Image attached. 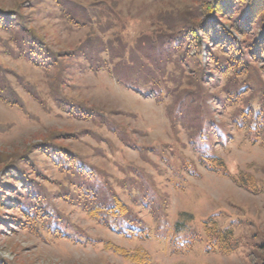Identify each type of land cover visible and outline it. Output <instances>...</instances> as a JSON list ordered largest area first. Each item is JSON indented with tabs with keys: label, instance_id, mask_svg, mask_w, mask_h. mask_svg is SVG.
Segmentation results:
<instances>
[{
	"label": "rangeland",
	"instance_id": "1",
	"mask_svg": "<svg viewBox=\"0 0 264 264\" xmlns=\"http://www.w3.org/2000/svg\"><path fill=\"white\" fill-rule=\"evenodd\" d=\"M206 2L0 0V14L21 9L27 18V28L35 30L54 52L71 56L60 60L66 68L61 84L65 102L100 110L105 116L103 123H107L106 126L98 120L72 117L60 108L50 97V87L58 70L51 69L48 75L44 69L10 56L6 50L17 54L16 46L8 45L14 35L0 29V63L14 73L8 80L28 108L21 112L0 102V183L11 180L6 173L9 165H23L31 188L41 191L48 199L49 213H59L69 220L72 223L69 231L80 238L78 242L61 238L43 229L42 225L37 226L42 228L38 233L23 229L20 226L23 219L17 208H13L15 203L10 200V189H7L0 193L1 258L11 264H136L106 249L102 242L109 241L129 253L146 252L151 264H261L264 259V148L252 145L245 134L238 131L235 120L244 106H228L225 100L228 81L219 83V76L207 67L210 45L203 42L196 47L193 38L188 37V46L197 48L195 52L201 53V67L207 76H212L208 88L216 96L207 101L211 113L199 118L198 109L192 105L190 113L179 122L173 115L175 96L166 98V102L159 105L151 96L144 97L128 90L114 79L113 70L120 61H111L107 48L96 54L108 69L99 73L90 71L84 58L72 57L87 39L101 42L106 47L112 42L116 50H121L115 43L117 38L130 44L138 38L168 34L167 28H161L165 22L169 25L172 20L177 25L198 23L199 7ZM74 7L84 9L85 13L71 22L65 14L68 8ZM217 21L220 20L217 18ZM222 22L225 25L226 21ZM226 27L238 39L241 37ZM189 32L183 31L180 36ZM249 32L248 39L256 37L264 41V27L260 24ZM4 46L9 48L2 49ZM255 65L260 69L264 63L259 61ZM186 69L191 75L196 70L193 64ZM167 70L172 72L175 66L171 64ZM15 77L27 86L26 89L17 84ZM259 78L264 85L263 73ZM215 80L218 83L215 84ZM30 86L45 100L40 103L42 105L28 95ZM252 86L257 91H264L259 85ZM263 91L256 94L253 90L247 96V106L252 110L253 107L264 108V104L258 103V97L264 101ZM221 101L226 102V108ZM222 132L230 139L228 145L220 139ZM202 133L209 138L206 144L199 142ZM71 135H77L79 139ZM48 140H56L59 145L82 156L101 173L103 182L110 183L113 192L110 196H118L128 211L118 225L126 227V221L135 226L142 223V228L138 229L149 230L151 238L127 239L91 218L83 208L60 199V187L67 177L37 148ZM202 153L220 157L236 177L247 182L254 191L206 170L199 162ZM186 166L200 177L190 176ZM37 170L48 180L37 175ZM128 178L137 183V190L125 183ZM7 188L11 187L8 185ZM22 198V195L13 197L14 202ZM211 219L218 229L233 230L234 240L239 243L235 253L207 254L206 243L201 242L190 254H170L173 239H205L207 230L212 232L211 224L206 228ZM85 238L96 243L83 241Z\"/></svg>",
	"mask_w": 264,
	"mask_h": 264
},
{
	"label": "trees",
	"instance_id": "2",
	"mask_svg": "<svg viewBox=\"0 0 264 264\" xmlns=\"http://www.w3.org/2000/svg\"><path fill=\"white\" fill-rule=\"evenodd\" d=\"M59 6H63V4H59ZM84 13V9L74 7L68 8V12L65 15L71 22H74L77 16L84 15ZM198 14L200 19L195 24L182 23L177 25L173 20L171 25L174 26L166 22L162 23L161 28L168 29V34L165 35L138 38L130 44L124 43L117 38L115 43L119 45L121 50H116L112 42L109 43V47H106L101 42L87 39L79 46L77 54L72 57L84 58L89 64V70L99 73L108 69L104 64L100 63L99 55L96 56V54L101 53L102 48H107L108 52L110 50L111 53V61L116 59L120 61L113 70L114 79L128 90L144 97L151 96L159 105L164 104L166 98L175 96L173 115L176 118V122H179L190 113L192 105L198 109L199 118L200 116L204 118L202 114L211 113L207 101L213 100L216 96V93H211L208 88L212 81V76H207L204 68L201 67V53L195 52L196 47L201 46L203 42L207 43L210 45L207 67L219 76V83L221 80L228 81L225 86L228 93V97L225 100L228 106H244L241 114L235 120L238 131L243 132L245 138L252 145H259L264 148V108L259 106L260 109L253 107L252 110L250 106H247V96L253 90L256 94H260L263 91L260 89L257 91L252 85H259L264 88L263 81L259 78L261 73L264 75V66L257 69L255 65L259 61L264 63V41L258 40L256 37L248 39V36H250L249 31L256 24L264 27V0H207L204 5L199 7ZM217 18L220 21H217ZM223 20L226 21L224 24L230 27V30L241 36L239 39L233 32L226 30L227 27L222 24ZM27 24V18L22 15L21 9L8 14H0V29L10 32L11 36L14 35V38L9 40L8 45H15L17 54L6 50L9 46H4L5 48L3 47L2 49H5L6 53L12 57L26 60L32 65L44 69L48 75L51 69H57L58 72L52 81L53 85L50 87L51 99H54V102L60 108L67 110L72 117L85 120L94 119L103 123L105 116L100 110H89V108L77 106V104L76 106H71L67 101L65 102L62 98L61 84L64 82L63 73L65 72L63 70L66 68H64L63 62H60V60L71 56L54 52L35 30L27 28ZM76 24L79 25L77 22ZM193 29H196L197 32H192ZM183 31L191 32L184 34L182 37L180 34ZM189 36L195 41L193 42L196 47L188 46L190 44ZM171 64L175 66V70L168 72L167 67ZM191 64L196 68L194 75H191L186 69ZM11 75H14V73L0 63V102L8 108L24 112L28 108L19 93L18 97L11 81L8 80V76L10 77ZM15 78L17 84L26 89L27 86L25 87L18 77ZM251 81H254L256 85L254 83L251 85ZM214 83L216 84L218 81L215 80ZM29 88L30 91L27 93L30 97H33L32 99L35 102L40 104L45 101L42 100L39 93L37 94L33 90L34 87L30 86ZM258 99L259 104H264V101L261 102L259 97ZM226 102L225 104L223 101L220 103L226 108ZM197 120H199L198 117ZM106 124L104 122L101 125ZM200 132L198 133L201 134ZM92 134L98 137L96 133L92 132ZM71 136L79 139L77 135H75L76 137L74 135ZM220 139L223 144H229L230 139L226 132H222ZM56 140L45 141L44 144L41 143L37 148L62 175L67 177L66 183L68 185H63L66 183L61 185L59 198L76 207L83 208L91 218L101 222L104 226L127 239H150L151 232L149 230L145 228L143 230L138 229L142 228V223L140 226H135L131 221H126V227H123V224H117L118 221L120 222L124 218V214H128L127 206L118 196H110L113 193L109 186L110 183L103 182L101 173L96 168L85 162L86 160L82 156L59 145ZM199 142L206 144L209 142V138L202 133ZM205 148H207L206 145ZM202 154L199 162L206 170L229 178L244 189L254 191L247 182L238 179L220 157H210V155ZM27 159L30 158L28 157ZM24 160L26 158H23ZM6 169V173H8L11 180H9L10 182L1 181L0 193L10 189V200L15 203L13 208H17L20 213L19 217L23 219L22 223H20L23 229L38 233L42 228H37V226L42 225L44 226L43 229H47L49 233H53L56 236L74 242L80 241V238L69 231L72 225L69 220L59 213H49L48 199L43 193H40L41 191L31 188V185H29L31 183L30 180L25 178L27 174L23 165L16 163L9 165ZM185 169H187V173L190 176L194 178L200 177L188 166ZM36 173L41 175L43 179L48 180L42 174V171L37 170ZM125 181V183H130L135 189L138 186L131 179ZM8 185L11 188H7ZM16 195H22L23 198L14 202L13 197ZM209 224H211L212 232L210 233L207 230L208 233H206L207 237L205 239L201 237H194L190 240L173 239L169 248L170 254H190L196 245L201 242L206 243L205 252L207 254L230 255L235 253L239 248V243L234 240L233 230L218 229L212 219L207 222L206 228ZM83 241L96 243L90 238H85ZM102 244H104L106 249L136 264H151V258L146 252L135 251L129 253L109 241L102 242ZM0 264L11 263L0 257ZM261 264H264V259Z\"/></svg>",
	"mask_w": 264,
	"mask_h": 264
}]
</instances>
